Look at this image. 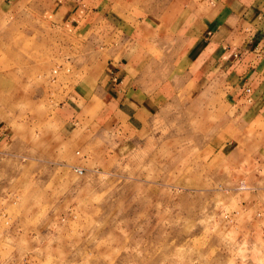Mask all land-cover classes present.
I'll return each mask as SVG.
<instances>
[{
	"label": "rangeland",
	"instance_id": "rangeland-1",
	"mask_svg": "<svg viewBox=\"0 0 264 264\" xmlns=\"http://www.w3.org/2000/svg\"><path fill=\"white\" fill-rule=\"evenodd\" d=\"M131 1L108 0L113 16L137 5L153 30L173 32L170 0ZM59 3L0 5V264H264L254 126L238 134L230 101L186 79L182 93L213 95H173L138 137L65 127L57 118L68 94L108 68L115 21L105 12L96 32L67 38L51 26ZM174 47L160 44L161 63Z\"/></svg>",
	"mask_w": 264,
	"mask_h": 264
},
{
	"label": "crops",
	"instance_id": "crops-1",
	"mask_svg": "<svg viewBox=\"0 0 264 264\" xmlns=\"http://www.w3.org/2000/svg\"><path fill=\"white\" fill-rule=\"evenodd\" d=\"M59 1L51 26L67 38V30L79 36L88 28L96 32L105 12V19L115 21L114 39L110 38L111 49H107L115 51L108 68L102 79H92L68 94L57 118L65 127L86 126L125 141L138 137L157 105L169 102L173 95H213L182 93V83L189 79L191 87L194 83L215 86V95L220 91L232 109L239 111L238 134L254 126L264 161V0H170L167 18L173 19V32L166 33H160L159 27L153 30L154 17L137 5H125L113 16L116 9L108 0H82L93 6V12L75 9L68 0ZM164 15L160 10V17ZM95 32L101 45L106 36ZM167 39L175 43L171 64L160 62V44ZM170 65L173 71L165 75L164 67Z\"/></svg>",
	"mask_w": 264,
	"mask_h": 264
},
{
	"label": "built area",
	"instance_id": "built-area-1",
	"mask_svg": "<svg viewBox=\"0 0 264 264\" xmlns=\"http://www.w3.org/2000/svg\"><path fill=\"white\" fill-rule=\"evenodd\" d=\"M75 172L77 173V174H82V170L81 169H75Z\"/></svg>",
	"mask_w": 264,
	"mask_h": 264
}]
</instances>
